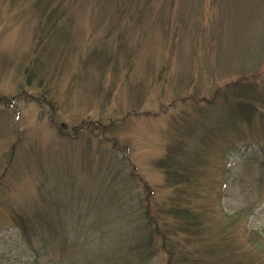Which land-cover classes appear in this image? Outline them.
I'll use <instances>...</instances> for the list:
<instances>
[{"label":"rangeland","instance_id":"obj_1","mask_svg":"<svg viewBox=\"0 0 264 264\" xmlns=\"http://www.w3.org/2000/svg\"><path fill=\"white\" fill-rule=\"evenodd\" d=\"M262 81L264 0H0V263L37 264L19 214L38 264H138L139 199L180 194L178 152L210 264H264L262 106L234 128L221 90Z\"/></svg>","mask_w":264,"mask_h":264},{"label":"trees","instance_id":"obj_2","mask_svg":"<svg viewBox=\"0 0 264 264\" xmlns=\"http://www.w3.org/2000/svg\"><path fill=\"white\" fill-rule=\"evenodd\" d=\"M262 84V93L243 87L241 89L235 88L234 93L229 92L227 87L221 89L228 97L227 100L230 103L233 117L231 120L234 119L232 125L234 128L239 126V120L244 121L249 117L251 120L253 117L252 110L259 108L257 105L262 106V127H264V81H262ZM178 157V152H171L158 163V166L165 171L167 181L173 186L175 185L177 190L182 189V187L185 189L186 184H193V179L189 175V163H184V160L182 161ZM260 167L264 169V157L260 160ZM135 181L139 183L137 179ZM184 189L181 192L178 191L180 194L174 196L165 209L155 207L149 202L150 198L147 201L149 207L145 208L142 205L144 204L142 199H139V207H141L145 228L140 233L136 246L131 249L128 257L130 254L134 255L135 259L139 260L138 264H155L159 249V252L163 251L167 255V264H210L207 253L210 254L220 248H217L216 243L206 244L211 240L213 231L208 227L209 224H207L206 218L201 217L199 211H195L190 203H184L181 200L180 195H183ZM11 218L22 239L31 247V260H35L34 262L38 264L40 250V256L42 257L46 255V252L45 247L42 248V246L34 244V237L39 236L43 242L46 241L45 224H42L40 219L37 221L38 224L31 223V219H25L19 214H13ZM207 234L210 235V239ZM222 234H225V231L222 230L214 234V237L218 236L219 238ZM251 241L259 243L255 238ZM261 243L262 252H264V237H262ZM261 243L259 246H261ZM203 245L209 251H204ZM218 251L224 253L222 250ZM121 264L127 263L123 262Z\"/></svg>","mask_w":264,"mask_h":264}]
</instances>
